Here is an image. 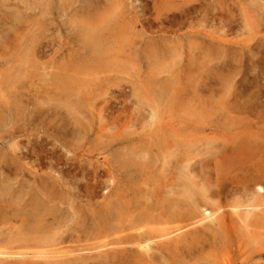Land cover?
<instances>
[{
  "label": "rangeland",
  "instance_id": "374dc122",
  "mask_svg": "<svg viewBox=\"0 0 264 264\" xmlns=\"http://www.w3.org/2000/svg\"><path fill=\"white\" fill-rule=\"evenodd\" d=\"M263 13L264 0H0V264H264ZM80 28L99 29L100 52ZM39 186L57 211L30 227ZM120 196L130 207L106 220Z\"/></svg>",
  "mask_w": 264,
  "mask_h": 264
},
{
  "label": "bare ground",
  "instance_id": "6f19581e",
  "mask_svg": "<svg viewBox=\"0 0 264 264\" xmlns=\"http://www.w3.org/2000/svg\"><path fill=\"white\" fill-rule=\"evenodd\" d=\"M21 1H22V0H21ZM25 2H26V1H25ZM22 3H23V2H22ZM254 4H255V3H254ZM194 7H195V6H194ZM256 7H257V6H256ZM46 8H47V7H46ZM197 10H198V9H197ZM84 11H85V10H84ZM194 12H195V11H194ZM261 14H262V13H261ZM263 14H264V13H263ZM205 15H206V14H205ZM15 18H16V17H15ZM87 24H88V23H87ZM228 25H229V24H228ZM236 25H237V23H236ZM85 27H86V25H85ZM95 27H97V26H95ZM88 28H90V27L88 26V27H87V30H88ZM98 28H101V26H99ZM104 28H106V27L104 26ZM161 28H162V27H161ZM81 29H82V28H80V32L82 33L83 30H81ZM89 30H90V29H89ZM98 30H99V29H98ZM98 30H95V29L92 30V31L90 30L91 32H90V34H88V35L85 33V31L83 32V33H85V34L87 35V36H86V39H85L86 45H90L91 48L93 49V52L90 51V50H88L87 52L90 51V53H93V54H94L95 51H96V52H100V51L102 50V49L99 48V46H98L99 44L97 43L98 40L100 39V38H99L100 35H99V31H98ZM101 30H103V32H104V30H106V29H101ZM88 32H89V31H88ZM100 32H101V31H100ZM6 33H7V32H6ZM100 34H101V33H100ZM102 35H103V34H102ZM102 35H101V36H102ZM82 37H83V35H82ZM103 37H104V36H103ZM81 39H82V38H81ZM106 39H107V38H106ZM8 40H9V39H8ZM110 41H111V40H110ZM82 43H83V42H82ZM99 43L102 44L103 42L100 40ZM104 43H105V38H104ZM83 44H84V43H83ZM84 45H85V44H84ZM84 45H83V46H84ZM107 45H108V43H107ZM104 46H106V45L104 44ZM108 46H109V45H108ZM86 47H87V46H85L84 48H86ZM113 47H114V46H113ZM27 49H28V48H27ZM88 49H89V48H88ZM99 49H100V50H99ZM116 49H117V47H116ZM23 50H24V49H23ZM86 50H87V49H86ZM118 51H119V48H118ZM248 51H249V50H248ZM21 52H22V51H21ZM96 52H95V53H96ZM214 53H215V52H214ZM230 53H231V52H230ZM23 54H24V53H23ZM23 54H22V56H23ZM101 54H102V52H101ZM94 55H95V54H94ZM96 55H97V54H96ZM232 55H233V54H232ZM22 56H21V57H22ZM97 56H100V55H97ZM214 57H215V56H214ZM13 58H14V57H13ZM23 58H24V57H23ZM24 59H25V58H24ZM220 59H221V58H220ZM21 60H22V59H21ZM230 60H232V59H230ZM196 62H197V61H196ZM231 62H232V61H231ZM23 65H24V64H23ZM253 65H255V64H253ZM203 68H204V67H203ZM21 70H22V69H21ZM197 70H198V69H197ZM202 70H203V69H202ZM22 74H23V72H22ZM22 74H21V75H22ZM197 75H199V74H197ZM18 76H19V74H18ZM14 78H15V77H14ZM21 78H22V77H21ZM22 79H23V78H22ZM244 80H245V79H244ZM7 82H8V81H7ZM13 82H14V81H13ZM195 83H196V82H195ZM4 84H5V83H4ZM200 86H201V85H200ZM12 89H14V88H12ZM7 90H8V89H7ZM203 90H204V89H203ZM6 92H7V91H6ZM6 92H4V93H6ZM190 92H191V91H190ZM192 93H193V92H192ZM73 95H74V94H73ZM194 95H195V94H194ZM22 98H23V97H22ZM17 99H18V98H17ZM9 104H10V103H9ZM14 104H15V103H14ZM14 104H13V105H14ZM3 105H5V104H3ZM17 105H18V104H17ZM17 105H16V106H17ZM5 106H6V105H5ZM1 107H2V106H1ZM1 107H0V109H1ZM12 107H15V106H11V108H12ZM3 108H4V107H3ZM6 108H7V107H6ZM6 108H5V109H6ZM9 108H10V107H9ZM21 109H22V108L20 107V110H21ZM34 110H35V109H34ZM7 111H8L7 113L9 114L10 110H7ZM13 111H15V110H13ZM17 111H18V110H17ZM35 111H36V110H35ZM70 111H71V110H70ZM0 112H2V111H0ZM2 113H5V111L2 112ZM13 113H14V112H13ZM13 113H12V115H18V116H19V120H21L20 117H21L22 114H21V115H20V114H17V112H16L15 114H13ZM41 113H42V112H41ZM195 113H196V112H195ZM5 114H6V113H5ZM8 114H6V115L9 116ZM10 114H11V113H10ZM3 115H4V114H3ZM7 116L4 117V116L0 115L1 121L4 120V119L2 120V117H4V118L6 119ZM15 117H16V116H15ZM13 118H14V116H13ZM17 118H18V117H17ZM21 118H22V117H21ZM31 119H32V118H31ZM64 119H65V118H64ZM6 120H8V118H7ZM1 121H0V122H1ZM15 122H19V121H14V123H15ZM8 123L10 124L11 122H8ZM8 123H7V124H8ZM48 123H49V122H48ZM82 123H83V122H82ZM1 124L4 125V123H1ZM1 124H0V127H1ZM7 124H6V125H7ZM53 124H54V123H53ZM64 124H66V123H64ZM56 126H57V125H56ZM65 126H66V125H65ZM65 126H64V128H67V127H65ZM15 127H16V126H15ZM16 128L18 129V126H17ZM16 128H15V129H16ZM17 129H16V130H17ZM71 129H72V128H71ZM77 129H78V128H77ZM59 130H60V129H59ZM17 131H18V130H17ZM66 131H68V130H66ZM70 131H72V130H69L68 132H70ZM11 132H13V129H12ZM11 132H9L10 135L12 134ZM14 133H15V132H14ZM14 133H13V134H14ZM16 133H17V132H16ZM70 133H71V132H70ZM66 136H67V134H66ZM62 137H63V136H62ZM64 139H66V138L64 137ZM70 140H71V139H70ZM65 141H66V140H65ZM66 142H68V141H66ZM11 145H12V144H11ZM13 147H14V146H13ZM14 151H15V150H14ZM250 151H251V150H250ZM14 153H15V152H14ZM2 154H3V153H2ZM15 154H16V153H15ZM3 155H4V154H3ZM15 156H17V154H16ZM2 157H3V156H2ZM237 157H238V154H237ZM2 159H3V158H2ZM3 160H5V158H4ZM6 161H7V160H6ZM55 161H57V159H56ZM7 162H8V161H7ZM57 162H58V161H57ZM5 163H6V162H5ZM48 163H49V162H48ZM129 163H130V162H129ZM42 164H43V163H42ZM135 164H136V163H135ZM69 165H70V164H69ZM128 165H129V164H128ZM232 165H233V164H232ZM8 166H9V165H8ZM19 167H20V166H19ZM51 167H52V166H51ZM116 167H117V166H116ZM131 167H132V166H131ZM144 167H145V166H144ZM149 167H150V166H149ZM9 168H10V167H9ZM20 168H21V167H20ZM125 168H127V167L125 166ZM141 168H142V167H141ZM46 169H47V168H46ZM127 169H128V168H127ZM129 169H130V168H129ZM131 169H132V168H131ZM142 169H143V168H142ZM10 170H11V169H10ZM24 170H25V169H24ZM78 170H79V169H78ZM78 170H77V171H78ZM81 170H82V169H81ZM132 170H133V169H132ZM15 171H16V170H15ZM20 171H21V170H20ZM159 171H160V170H159ZM221 171H223V169H220V172H221ZM64 172H65V171H64ZM68 173H69V172H68ZM222 173H223V172H222ZM61 174H62V173H61ZM33 175H34V174H33ZM219 175H220V174H219ZM221 175H222V174H221ZM16 176H17V175H16ZM31 176H32V175H31ZM87 176H88V175H87ZM146 176H148V175H146ZM35 177L39 178L40 176H35ZM91 177H92V176H91ZM97 177H98V176H97ZM107 177H108V176H107ZM255 177H256V176H255ZM31 178H32V177H31ZM43 178H45V177H43ZM14 179H15V178H14ZM32 180H34V179H32ZM36 180H37V179H36ZM40 180H42V179H40ZM44 180H45V179H44ZM260 180H261V179H260ZM34 181H35V180H34ZM46 181H47V179H46ZM49 181H50V178H48L47 184L49 183ZM52 181H53V180H51V182H52ZM76 181H77V180H76ZM29 182H30V181H29ZM43 182H44V181H43ZM221 182H222V181H221ZM261 182H262V181H261ZM16 183H18V182H16ZM54 183H55V181H54ZM58 183H59V182H58ZM66 183L68 184V181H67ZM133 183H134V182H133ZM222 183H223V182H222ZM255 183H256V182H255ZM4 184H5V183H4ZM51 184L54 186L53 183H50V187H51ZM59 184H60V183H59ZM64 184H65V183H64ZM64 184H63V185H64ZM86 184H87V183H86ZM129 184H130V183H129ZM61 185H62V184H61ZM76 185H78V184H76ZM84 185H85V184H84ZM90 185H91V184H90ZM125 185H126V184H125ZM127 185H128V184H127ZM135 185H136V184H135ZM224 185H225V184H224ZM227 185H229V184H227ZM245 185H246V184H245ZM247 185H248V184H247ZM4 186H5V185H4ZM4 186L2 185V187H3L2 189H3V190L0 189V190H2V193H3L4 191H6V190L4 189ZM9 186H10V185H9ZM21 186H23V185H21ZM21 186L19 185V187H21ZM68 186H69V184H68ZM86 186H87V189H88V184H87ZM86 186H85V187H86ZM93 186H94V185H93ZM217 186H218V185H217ZM232 186H233V185H232ZM257 186H258V185H257ZM16 187H17V186H16ZM16 187H15V188H16ZM25 187H26V186H25ZM50 187H49V186H39V187H36V188H35V187H31V188L29 189V192H31V194H30V195H31V198H30L29 201H26V203H28V204H27V207H29L30 209L28 208L29 212L24 211V214H26V215H25V220H24V222L26 223V225H30V227H31L33 223H36V222H37V224H38L39 218H41L42 216L45 217V215H49V216H50V215H53L54 211H57V209H55V208H57V207L54 208V211H53V209L50 207V203L52 202V198H51V199H48V198L43 199L41 196H36V194H37L36 191H37V190H39V191H44V190H46V191H47ZM57 187H58V186H57ZM65 187H67V186L65 185ZM69 187H70V186H69ZM95 187H97V186H95ZM123 187H124V186H123ZM226 187H227V186H226ZM243 187H244V185H243ZM243 187H242V188H243ZM248 187H249V186H248ZM254 187H255V186H254ZM254 187H253V188H254ZM262 187H263V186H262ZM10 188H11V187H10ZM51 188H52V187H51ZM54 188H55V187H54ZM72 188H73V186H72ZM125 188H126V186H125ZM125 188H124V189H125ZM130 188H131V187H130ZM134 188H135V187H134ZM150 188H151V187H150ZM222 188H223V187H222ZM13 189H14V188H13ZM76 189H77V187H76ZM89 189H91V186H90ZM118 189H119V188H118ZM131 189H132V188H131ZM131 189H130V190H131ZM243 189H244V188H243ZM65 190H66V188H65ZM68 190H69V189H68ZM115 190H116V189H115ZM119 190H120V189H119ZM133 190H135V189H133ZM152 190H153V189H152ZM154 190H155V189H154ZM203 190H204V189H203ZM230 190H231V189H230ZM245 190H246V189H245ZM248 190H249V189H248ZM254 190H255V189H254ZM258 190H259V192H260V191H262L263 189L260 187ZM46 191H45V192H46ZM50 191H52L51 194H53V193L55 194V192L53 191V188L50 189ZM56 191H57V189H56ZM58 191H59V190H58ZM61 191H64V190L61 189ZM117 191H118V190H116V192H117ZM128 191H129V190H128ZM0 192H1V191H0ZM6 192H7V191H6ZM26 192H27V191H26ZM47 192H48V191H47ZM119 192L121 193V191H119ZM123 192H125V191H123ZM129 192H130V191H129ZM143 192H144V191H143ZM234 192H236V191H234ZM62 193H64V192H61V194H62ZM113 193H114V192H113ZM120 193H119V194H120ZM192 193H193V191H192ZM197 193H198V191H197ZM3 194H4V193H3ZM110 194H111V193H110ZM116 194H117V193H116ZM121 194H122V193H121ZM217 194H218V193H217ZM259 194H260V193H259ZM259 194H258V195H259ZM15 195H16V194H15ZM37 195H38V194H37ZM49 195H50V194H49ZM55 195H56V194H55ZM78 195H79V194H78ZM113 195H114V194H113ZM117 195H118V194H117ZM117 195H116V196H117ZM232 195H233V193H232ZM258 195H257V196H258ZM42 196H43V195H42ZM63 196H64V195H63ZM107 196H108V195H107ZM107 196H106V198H107ZM155 196H156V195H155ZM191 196H192V195H191ZM260 196H261V195H260ZM16 197H18V196H16ZM66 197H67V196H66ZM109 197H110V195H109ZM109 197H108V198H109ZM111 197L115 198V197L112 196V195H111ZM120 197H121V196H120ZM261 197H262V196H261ZM24 198H25V197H24ZM26 198H27V197H26ZM60 198H61V197H60ZM67 198H68V197H67ZM113 198H111V199H112L111 201H113V203H114L116 200H114ZM116 198H117V197H116ZM126 198H127V197H126ZM157 198H158V197H157ZM259 198H260V197H259ZM55 199H56V198H55ZM61 199H62V198H61ZM70 199H71V198H70ZM109 199H110V198H109ZM109 199H107V200H109ZM121 199L125 201L124 198L121 197ZM132 199H134V198H132ZM166 199H167V197H166ZM18 200H20V198H19ZM56 200H57V199H56ZM119 200H120V199H119ZM119 200H117V201L119 202ZM122 200H121V201H122ZM128 200H129V198H128ZM128 200H127V202H128ZM135 200H136V199H135ZM261 200H262V199H261ZM0 201H1V200H0ZM63 201H64V200H63ZM72 201H73V200H72ZM109 201H110V200H109ZM111 201H110V202H111ZM117 201H116L114 204H111V205L108 204V203H110V202L107 203L108 205H106V204L104 205V206H105V209H107V208H108L107 206L110 205V208H111V209L108 208V209L110 210L108 213H107V211L104 209V207H102L103 210H104V212L106 211V212H105V213H107L106 215H108L107 218H106V220H109V219L112 217L113 214L111 213V211L113 212V211L116 210V209H119V210L123 211V210H125L126 208L130 207V206H128V203H127L126 201L124 202L125 205H124V204H121L120 206H116L115 204H118ZM53 202H54V201H53ZM193 202H194V201H193ZM197 202H198V201H197ZM67 203H68V202H67ZM156 203H157V202H156ZM161 203H162V202H161ZM194 203H195V202H194ZM0 204H1V203H0ZM3 204H4V203H3ZM3 204H2V205H3ZM21 204H23V200H22V203H21ZM65 204H66V203H65ZM134 204H136V202H135ZM137 204H138V203H137ZM166 204H168V203H166ZM166 204H165V205H166ZM23 205H24V204H23ZM51 205H52V204H51ZM99 205H102V204H99ZM118 205H119V204H118ZM129 205H130V204H129ZM140 205H142V204H140ZM160 205H161V204H160ZM169 205H170V204H169ZM174 205L177 206L176 204H174ZM180 205H181V204H180ZM258 205H259V204H258ZM3 206H4V205H3ZM52 206H53V205H52ZM56 206H57V205H56ZM68 206H69V205H68ZM68 206H67V207H68ZM70 206H71V205H70ZM144 206H146V205H144ZM144 206H142V207H144ZM156 206H158V205H156ZM156 206H155V207H156ZM162 206H163V205H162ZM162 206H160V207H162ZM170 206H171V205H170ZM263 206H264V205H263ZM12 207H13V206H12ZM19 207H20V206H19ZM19 207H18V208H19ZM25 207H26V205H25ZM27 207H26V208H27ZM71 207H73V206H71ZM99 207H101V206H99ZM106 207H107V208H106ZM148 207H150V205H149ZM148 207H147V208L145 207V208L148 209ZM160 207H159V209H161ZM171 207H172V206H171ZM177 207H178V206H177ZM215 207H216V206H215ZM215 207H213V208H215ZM22 208H24V207H22ZM26 208H24V210H25ZM133 208H134V207H133ZM140 208H141V207H140ZM140 208H137V209H138L137 211L140 212V210H141ZM163 208H164V207H163ZM168 208H169V207H168ZM172 208H173V207H172ZM213 208H212V210H214V212H215V209H213ZM219 208H220V207H219ZM252 208H253V207H252ZM72 209H73V208H72ZM113 209H114V210H113ZM156 209H157V208H156ZM159 209H158V210H159ZM221 209H222V208H221ZM1 210H2V209H1ZM26 210H27V209H26ZM103 210H102V211H103ZM132 210H135V209H132ZM151 210H153V209H151ZM158 210H157V211H158ZM198 210H199V209H198ZM216 210H218V208H217ZM223 210H224V208H223ZM192 211H193V210H192ZM5 212H6V211H5ZM116 212H117V211H116ZM118 212H119V211H118ZM153 212H154V211H153ZM153 212H152V213H153ZM168 212H169V211H168ZM171 212L174 213V211H171ZM195 212H196V211H195ZM206 212H207V211H206ZM216 212H220V210H218V211H216ZM0 213H1V212H0ZM11 213H14V212H11ZM11 213H10V214H11ZM55 213H56V212H55ZM109 213H110V214H109ZM113 213L115 214V212H113ZM134 213L137 214L138 212H135V211H134ZM158 213H159V212H158ZM178 213H179V211H178ZM196 213H197V212H196ZM198 213H199V212H198ZM201 213L203 214V212H201ZM211 213H212V212H211ZM222 213H223V211H222ZM222 213H221V214H222ZM250 213H251V212H250ZM10 214H9V215H10ZM101 214H102V213H101ZM140 214H141V213H140ZM142 214H143V212H142ZM191 214H192V213H191ZM191 214H190V215H191ZM194 214H195V213H194ZM103 215H104V214H103ZM118 215H119V214H118ZM127 215H129V214H127ZM162 215H163V214H162ZM162 215H160V216H162ZM169 215H170V214H169ZM169 215L167 216V219H168V217L170 218ZM195 215H196V214H195ZM222 215H223V214H222ZM260 215H261V214H260ZM11 216H12V215H11ZM68 216H69V215H68ZM91 216H92V215H91ZM119 216H120V215H119ZM139 216H140V215H139ZM142 216H143V215H142ZM153 216H154V214H153ZM196 216H197V215H196ZM202 216H203V215H202ZM8 217L10 218V216H8ZM47 217H48V216H47ZM102 217H103V216H102ZM131 217H132V216H131ZM131 217H130V218H131ZM137 217H138V216H137ZM154 217H155V216H154ZM185 217H187V216H185ZM209 217H210V212L206 213V217H205L204 219H207V218L209 219ZM6 218H7V217H6ZM55 218H56V217H55ZM55 218H54V219H55ZM58 218L60 219V217H58ZM58 218H56V219H58ZM61 218H62V217H61ZM117 218H118V217H117ZM122 218H123V217H122ZM143 218H144V217H143ZM171 218H172V217H171ZM180 218H181V217H180ZM183 218H184V217H183ZM187 218H188V217H187ZM12 219H13V218H12ZM104 219H105V218H104ZM120 219H121V218H120ZM127 219H128V218H127ZM144 219H145V218H144ZM147 219H148V218H147ZM155 219H156V218H155ZM163 219H165V218H163ZM172 219H173V218H172ZM178 219H179V218H178ZM193 219H195V218H193ZM212 219H213V218H212ZM9 220L11 221V218H10ZM9 220H8V221H9ZM68 220H69V219H68ZM106 220H105V221H106ZM113 220H114V219H113ZM117 220H118V219H117ZM136 220H137V219H136ZM136 220H135V223H136ZM140 220H141V219H140ZM173 220H174V219H173ZM180 220H182V219H180ZM258 220H259V219H258ZM263 220H264V219H263ZM8 221H7V222H8ZM22 221H23V220H22ZM54 221H55V220H54ZM70 221H71V220H70ZM99 221H100V220H98V222H99ZM111 221H112V219H111ZM125 221H127V220H125ZM143 221H144V220H143ZM147 221H148V220H147ZM157 221H158V219H157ZM166 221H167V220H166ZM168 221H169V220H168ZM177 221H178V220H177ZM203 221H204V220H203ZM11 222H12V221H11ZM11 222H9L10 225L12 224ZM20 222H21V221H20ZM39 222H40V221H39ZM46 222H49V221H46ZM62 222H63V221H62ZM62 222H61V223H62ZM66 222H67V221H66ZM74 222H75V221H74ZM109 222H110V221H109ZM141 222H142V221H141ZM144 222H145V221H144ZM223 222H224V219H223ZM18 223H19V222H18ZM18 223H17V224H18ZM43 223H44V222H43ZM51 223H52V222H51ZM64 223H65V222H64ZM131 223H132V222H131ZM138 223H139V222H137V224H138ZM152 223H153V222H152ZM224 223H225V222H224ZM19 224H20V223H19ZM39 224H40V223H39ZM41 224H42V222H41ZM107 224H108V221H107ZM112 224H113V222H112ZM128 224H129V223H128ZM139 224H140V223H139ZM141 224H142V223H141ZM143 224H144V223H143ZM149 224H151V223H149ZM221 224L223 225V223H221ZM228 224H229V223H228ZM231 224H232V223H231ZM6 225H8V224H6ZM12 225H15V226H16L15 223L12 224ZM23 225H24V224H23ZM56 225H58V224H56ZM179 225H180L179 227H181V224H179ZM183 225H184V224H183ZM183 225H182V226H183ZM186 225H189V223H187ZM46 226H47V225H46ZM64 226H65V225H64ZM141 226H142V225H141ZM148 226H149V225H148ZM228 226H229V225H228ZM0 227H1V229H3L2 227H5V226H0ZM16 227H17V226H16ZM16 227H15V228H16ZM18 227H19V225H18ZM30 227H29V228H30ZM32 227H33V226H32ZM35 227L39 229V227H37L36 225H35ZM44 227H45V226H44ZM66 227H68V226H66ZM66 227H65V228H66ZM129 227H130V226H129ZM129 227H128V228H129ZM137 227H138V226H137ZM186 227H187V226H186ZM7 228H8V226H7ZM27 228H28V227H27ZM27 228H26V229H27ZM51 228H53V226H52ZM62 228H63V227H62ZM84 228H85V227H84ZM130 228H131V227H130ZM135 228H136V227H135ZM138 228H139V227H138ZM141 228H142V227H141ZM176 228L178 229V227H176ZM184 228H185V227H184ZM8 229H9V228H8ZM8 229H7V230H8ZM24 229H25V228H24ZM24 229H23V230H24ZM30 229H31V228H30ZM58 229H60V228L58 227ZM66 229H68V228H66ZM66 229H65V230H66ZM126 229H127V228H126ZM179 229H180V228H179ZM181 229H182V228H181ZM181 229H180V230H181ZM17 230H18V228H17ZM35 230H36V229H35ZM62 230H63V229H62ZM128 230H129V229H128ZM132 230H133V229L131 228V231H132ZM137 230H138V229H137ZM147 230H148V229H147ZM3 231H4V229H3ZM5 231H6V230H5ZM12 231H13V230H12ZM12 231H10V232H12ZM52 231H53V230H52ZM76 231L78 232V230H76ZM129 231H130V230H129ZM133 231H134V230H133ZM133 231H132V232H133ZM149 231H150V230H149ZM178 231H179V230H178ZM0 232H2V230H0ZM18 232H20V231L18 230ZM21 232H22V231H21ZM27 232H28V231H27ZM60 232H61V231H60ZM184 232H185V231H184ZM2 233H3V232H2ZM6 233H7V234H6L7 236L10 235V233H9L8 231H7ZM8 233H9V234H8ZM16 233H17V231H16ZM51 233H53V232H51ZM88 233H89V232H88ZM140 233H141V231H140ZM143 233H145V232H143ZM185 233H186V232H185ZM4 234H5V233H4ZM13 234H14V233H13ZM17 234H19V233H17ZM30 234H31V233H30ZM56 234H57V233H56ZM145 234H146V233H145ZM1 235H2V234H1ZM6 235H5V236H6ZM19 235H21V234H19ZM24 235H25V234H24ZM28 235H29V233H28ZM28 235H27V236H28ZM69 235L71 236V234H69ZM74 235H75V234H74ZM128 235H129V234H128ZM128 235H127V236H128ZM130 235H131V233H130ZM146 235H147V234H146ZM186 235H187V234H186ZM191 235H192V234H191ZM14 236H15V235H14ZM29 236H30V235H29ZM67 236H68V235H67ZM88 236H89V235H88ZM182 236H183V235H182ZM9 237H10V236H9ZM15 237H16V236H15ZM22 237H23V234H22ZM22 237H21V238H22ZM53 237H54V236H53ZM124 237H125V236H124ZM128 237H129V239H130V236H128ZM149 237H150V236H149ZM152 237H153V236H152ZM179 237H181V236H179ZM0 238H1V236H0ZM23 238H26V237H23ZM34 238H35V237H34ZM38 238H40V237H38ZM68 238H69V236H68ZM122 238H123V237H122ZM131 238H132V237H131ZM145 238H146V237H145ZM8 239H9V238H8ZM11 239H12V238H11ZM63 239H64V238H63ZM108 239H109V238H108ZM117 239L120 240L121 238H120V239L117 238ZM136 239H137V238H136ZM191 239H192V238H191ZM5 240H6V239H5ZM15 240L18 241V238L15 239ZM19 240H20V237H19ZM31 240H32V239H31ZM65 240H67V239H65ZM68 240H69V239H68ZM133 240H135V239H133ZM25 241H26V240H24V242H25ZM27 241H28V240H27ZM27 241H26V242H27ZM71 241H72V240H71ZM145 241H146V240H145ZM150 241H152V240H150ZM191 241H192V240H191ZM205 241H206V240H205ZM1 242H2V241H1ZM12 242H13V241H12ZM22 242H23V241H22ZM22 242H21V244H22ZM62 242L65 243L64 241H62ZM62 242H61V243H62ZM69 242H70V241H69ZM119 242H120V241H119ZM121 242H122V241H121ZM121 242H120V243H121ZM124 242H125V241H124ZM134 242H136V241H134ZM134 242H132V243H134ZM179 242H180V241H179ZM179 242H178V243H179ZM6 243H7V242H6ZM8 243H9V242H8ZM10 243H11V242H10ZM66 243H67V242H66ZM120 243H119V244H120ZM148 243H149V242L146 241V243H145L143 249H145V250L149 249V246H150V243H151V242H150L149 244H148ZM1 244H2V243H1ZM23 244H25V243H23ZM27 244H28V243H27ZM124 244H125V243H124ZM195 244H196V243H195ZM242 244H243V243H242ZM4 245H5V244H4ZM112 245H113V244H112ZM127 245H128V244H127ZM141 245H142V244H141ZM11 246H12V245H11ZM48 246H49V244H48ZM132 246H133V245H132ZM173 246H174V245H173ZM190 246L192 247L193 245L191 244ZM194 246H195V245H194ZM242 246H243V245H242ZM248 246H249V245H248ZM3 247H4V246H3ZM3 247H2V248H3ZM16 247H17V246L15 245V248H16ZM24 247H26V246H24ZM130 247H131V246H130ZM174 247H175V246H174ZM10 248L12 249V247H10ZM15 248H14V249H15ZM111 248H112V247H111ZM117 248H118V246H117ZM128 248H129V247H128ZM166 248H167V247H166ZM169 248H173V247L170 246ZM175 248L177 249L178 247H175ZM179 248H180V247H179ZM179 248L177 249V251H179ZM181 248H182V247H181ZM181 248H180V249H181ZM186 248H187V247H186ZM186 248H185V250H186ZM4 249H7V246H6V248H4ZM19 249H20V248H19ZM61 249H62V248H61ZM132 249H133V248H132ZM163 249H164V248H163ZM183 249H184V248H183ZM187 249H189V248H187ZM64 250H65V249H64ZM115 250H116V249H115ZM171 250H172V249H171ZM185 250H184V251H185ZM16 251H17V250H16ZM66 251H67V250H66ZM66 251H65V252H66ZM118 251H119V250H118ZM169 251H170V250H169ZM186 251H187V250H186ZM186 251H185V252H186ZM196 251H197V250H196ZM20 252L22 253V251H20ZM25 252H26V251H25ZM36 252H37V251H36ZM40 252H41V251H40ZM44 252H45V251H44ZM48 252H49V251H48ZM51 252L53 253V251H51ZM58 252H59V251H58ZM68 252H69V250H68ZM70 252H71V251H70ZM107 252H108V251H107ZM119 252H120V251H119ZM179 252H180V251H179ZM23 253H24V252H23ZM38 253H39V252H38ZM41 253H42V252H41ZM41 253H40V254H41ZM72 253H73V252H72ZM121 253H122V251H121ZM121 253H120V254H121ZM123 253H124V252H123ZM177 253H178V252H177ZM177 253H175V254H177ZM186 253H187V252H186ZM17 254H18V253H17ZM17 254H15V255H17ZM40 254H39V255H40ZM42 254H43V253H42ZM47 254H48V253H47ZM64 254H65V253H64ZM70 254H71V253H70ZM113 254H114V253H113ZM172 254H173V253H172ZM179 254H180V253H179ZM193 254H194V253H193ZM202 254H203V253H202ZM7 255H8V253H7L6 251H4V253H0V256H1V257H2V256H7ZM20 255H21V254H20ZM32 255H33V254H32ZM35 255H36V254H35ZM37 255H38V254H37ZM37 255L35 256V258L37 257ZM39 255H38V256H39ZM45 255H46V254H45ZM53 255H55V254H53ZM65 255H66V254H65ZM188 255H189V254H188ZM24 256H25V255H24ZM26 256H27V255H26ZM33 256H34V255H33ZM48 256H49V255H48ZM51 256H52V254H51ZM63 256H64V255H63ZM122 256H123V255H122ZM136 256H137V254H136ZM136 256H135V257H136ZM150 256H151V255H150ZM184 256H185V254H184ZM11 257H12V256H11ZM27 257H28V256H27ZM39 257H40V256H39ZM117 257H118V256H117ZM187 257H188V256H187ZM190 257H191V256H190ZM2 258H3V257H2ZM13 258H14V257H13ZM42 258H43V257H42ZM108 258H109V257H108ZM112 258H114V257H112ZM137 258H138V259H137V260H138L137 262L139 263V257H137ZM194 258H195V257H194ZM7 259H8V258H7ZM10 259H11V258H10ZM17 259H19V258H17ZM30 259H31V257H30ZM56 259H57V257H56ZM184 259H185V258H184ZM188 259H190V258H188ZM191 259H192V258H191ZM229 259H230V258H229ZM229 259H228V260H229ZM3 260H4V259H3ZM23 260H24V259H23ZM23 260H22V261H23ZM69 260H70V259H69ZM143 260H144V259H143ZM20 261H21V260H20ZM230 261H231V260H230ZM230 261H229V262H230ZM12 262H13V261H12ZM69 262H71V260H70ZM72 262H73V261H72ZM120 262H121V261H120ZM134 262H135V261H134ZM221 262H222V261H221ZM229 262H228V263H229ZM233 262H234V261H233ZM20 263H21V262H20ZM25 263H26V262H25ZM40 263H41V262H40ZM66 263H67V262H66ZM144 263H145V262H144ZM146 263H147V261H146ZM188 263H189V261H188ZM190 263H191V262H190ZM194 263H195V261H194ZM1 264H2V263H1ZM4 264H5V262H4ZM12 264H13V263H12ZM22 264H23V263H22ZM27 264H29V263H27ZM44 264H45V263H44ZM67 264H68V263H67ZM72 264H74V263H72ZM135 264H136V263H135ZM139 264H140V263H139ZM150 264H151V263H150ZM230 264H232V262H231Z\"/></svg>",
  "mask_w": 264,
  "mask_h": 264
}]
</instances>
